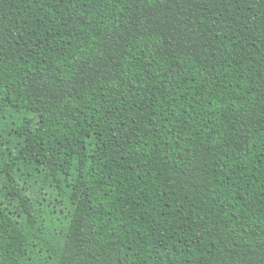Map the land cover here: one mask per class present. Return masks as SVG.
I'll list each match as a JSON object with an SVG mask.
<instances>
[{"label":"trees","instance_id":"trees-1","mask_svg":"<svg viewBox=\"0 0 264 264\" xmlns=\"http://www.w3.org/2000/svg\"><path fill=\"white\" fill-rule=\"evenodd\" d=\"M0 264H264V0H0Z\"/></svg>","mask_w":264,"mask_h":264},{"label":"rangeland","instance_id":"rangeland-1","mask_svg":"<svg viewBox=\"0 0 264 264\" xmlns=\"http://www.w3.org/2000/svg\"><path fill=\"white\" fill-rule=\"evenodd\" d=\"M19 131L27 138L24 156L32 157L39 162L47 161L45 155L46 142L37 129L32 130L28 122Z\"/></svg>","mask_w":264,"mask_h":264}]
</instances>
